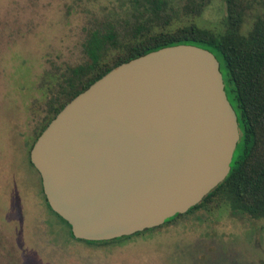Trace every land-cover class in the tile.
Here are the masks:
<instances>
[{"label":"water","instance_id":"95a60500","mask_svg":"<svg viewBox=\"0 0 264 264\" xmlns=\"http://www.w3.org/2000/svg\"><path fill=\"white\" fill-rule=\"evenodd\" d=\"M239 138L214 55L160 47L109 69L49 120L28 157L73 237L109 240L184 213Z\"/></svg>","mask_w":264,"mask_h":264},{"label":"rangeland","instance_id":"374dc122","mask_svg":"<svg viewBox=\"0 0 264 264\" xmlns=\"http://www.w3.org/2000/svg\"><path fill=\"white\" fill-rule=\"evenodd\" d=\"M119 5L0 0V264H264V218L232 212L219 200L108 244L71 239L46 209L39 175L27 159L51 77L84 61V36L98 22L122 17ZM223 15V1L211 0L194 21L218 29Z\"/></svg>","mask_w":264,"mask_h":264},{"label":"trees","instance_id":"16d2710c","mask_svg":"<svg viewBox=\"0 0 264 264\" xmlns=\"http://www.w3.org/2000/svg\"><path fill=\"white\" fill-rule=\"evenodd\" d=\"M118 1L123 16L98 22L84 36V61L67 65L51 77L54 79L47 89L43 116L32 131L28 148L66 102L109 69L160 47L195 45L210 51L218 61L224 92L236 116L239 138L225 177L187 210L200 212L212 200H219L232 212L264 218V0H222L224 15L218 29L202 27L194 21L211 0H178L174 6L168 0ZM257 8L263 10L257 12ZM247 15L251 18L246 27L243 25ZM27 162L34 169L29 157ZM40 194L46 209L66 225L68 236L86 244L119 242L180 216L130 235L83 240L73 237L67 222L50 209L41 187Z\"/></svg>","mask_w":264,"mask_h":264}]
</instances>
